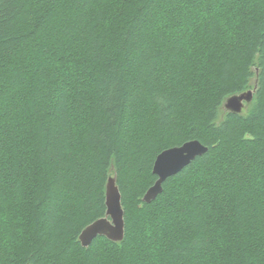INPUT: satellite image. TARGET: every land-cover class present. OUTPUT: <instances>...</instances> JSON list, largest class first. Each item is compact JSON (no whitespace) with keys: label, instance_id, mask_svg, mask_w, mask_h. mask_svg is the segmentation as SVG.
<instances>
[{"label":"trees","instance_id":"trees-1","mask_svg":"<svg viewBox=\"0 0 264 264\" xmlns=\"http://www.w3.org/2000/svg\"><path fill=\"white\" fill-rule=\"evenodd\" d=\"M0 264H264V0H0Z\"/></svg>","mask_w":264,"mask_h":264},{"label":"water","instance_id":"water-1","mask_svg":"<svg viewBox=\"0 0 264 264\" xmlns=\"http://www.w3.org/2000/svg\"><path fill=\"white\" fill-rule=\"evenodd\" d=\"M253 99V91L229 98L225 104L228 111L242 113L245 105ZM208 147L199 141H190L180 147L163 151L156 159L153 173L158 180L144 197L147 204L155 201L163 192L164 183L171 177L181 173L198 157L208 152ZM106 216L89 225L81 234L82 246L88 248L99 236H104L113 242H121L125 238V213L122 205V195L117 186L116 178H110L106 192Z\"/></svg>","mask_w":264,"mask_h":264},{"label":"rangeland","instance_id":"rangeland-1","mask_svg":"<svg viewBox=\"0 0 264 264\" xmlns=\"http://www.w3.org/2000/svg\"><path fill=\"white\" fill-rule=\"evenodd\" d=\"M247 109H248V108L246 107V108L243 110V112H242L243 115H246V114H247Z\"/></svg>","mask_w":264,"mask_h":264},{"label":"bare ground","instance_id":"bare-ground-1","mask_svg":"<svg viewBox=\"0 0 264 264\" xmlns=\"http://www.w3.org/2000/svg\"><path fill=\"white\" fill-rule=\"evenodd\" d=\"M156 176V175H155Z\"/></svg>","mask_w":264,"mask_h":264}]
</instances>
